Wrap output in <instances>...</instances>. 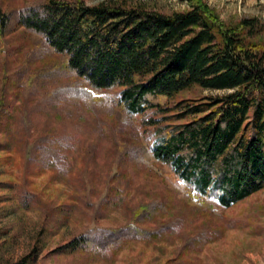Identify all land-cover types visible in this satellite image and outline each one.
I'll return each instance as SVG.
<instances>
[{
    "label": "trees",
    "instance_id": "1",
    "mask_svg": "<svg viewBox=\"0 0 264 264\" xmlns=\"http://www.w3.org/2000/svg\"><path fill=\"white\" fill-rule=\"evenodd\" d=\"M18 28L76 78L68 98L139 118L145 145L132 161L154 174L169 195L217 216L264 189V25L256 19L224 23L203 0H189L187 10L173 13L126 0H37L16 15L0 4L1 60ZM88 88L105 93L93 95ZM195 88L225 93L181 98ZM149 111L154 116L146 118ZM2 119L9 122L0 128L6 135L12 115L0 98ZM33 155L43 168L59 159L47 142L34 143ZM157 206H141L134 216L144 218ZM169 224L152 231L137 224L86 230L56 252L114 257L129 243L165 240L173 232ZM199 240L188 241L166 264H194L187 255L203 248ZM35 257L33 251L17 264Z\"/></svg>",
    "mask_w": 264,
    "mask_h": 264
},
{
    "label": "rangeland",
    "instance_id": "2",
    "mask_svg": "<svg viewBox=\"0 0 264 264\" xmlns=\"http://www.w3.org/2000/svg\"><path fill=\"white\" fill-rule=\"evenodd\" d=\"M36 1L0 4L16 15ZM83 1L94 5L105 0ZM126 1L163 13L189 7V0ZM203 1L224 23L256 19L264 25V0ZM10 39L5 58L0 57V98L12 115L10 130L0 134V144L8 148L0 146V264H17L33 251L36 257L30 264H166L194 238L204 242L200 251L187 255L194 264H264V189L219 210L217 216L189 208L132 161L145 145L138 117L68 98L76 78L60 67L59 57L36 47L19 28ZM224 93L195 88L181 98L199 100ZM152 116L151 111L145 114ZM2 123L4 119L0 128ZM16 129L17 137L11 133ZM45 142L59 159L43 168L36 155L31 159V152L34 143ZM156 202L150 215L135 218L137 208ZM167 223L173 232L165 240L132 242L114 257L56 252L86 230L137 224L152 231Z\"/></svg>",
    "mask_w": 264,
    "mask_h": 264
}]
</instances>
